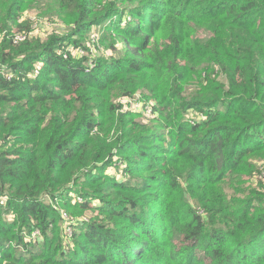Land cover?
Masks as SVG:
<instances>
[{"label": "trees", "instance_id": "1", "mask_svg": "<svg viewBox=\"0 0 264 264\" xmlns=\"http://www.w3.org/2000/svg\"><path fill=\"white\" fill-rule=\"evenodd\" d=\"M0 34V264H264V0H0Z\"/></svg>", "mask_w": 264, "mask_h": 264}, {"label": "rangeland", "instance_id": "2", "mask_svg": "<svg viewBox=\"0 0 264 264\" xmlns=\"http://www.w3.org/2000/svg\"><path fill=\"white\" fill-rule=\"evenodd\" d=\"M29 12H30L31 20H32V22L34 24L33 27H32L33 30L31 32V35L32 36H36V38L39 37L40 35L43 36V38H41L42 39L41 41H45V39L48 38V37L44 36L47 33H51L52 32V34H56V33H59V32L63 33L65 31V27L63 26V24H65V23H62V24L59 23V22L56 23V21L55 22H50V21H48L49 18H41V20H39V23L36 24L35 22H37L36 20H37V18L39 16L37 17V15L34 12H32V11H29ZM46 22H49V24H46ZM89 35H90V37H92V39L95 42H97L98 36H97L96 32L92 31ZM1 41H2V37L0 36V42ZM187 89H193V85L188 86ZM137 94L140 95V94H142V92H138ZM132 99L135 101L136 97H133ZM118 101L122 102L123 99L119 98ZM148 104L150 105V104H152V102L149 101ZM136 106H137V104L134 103L133 104V108H135ZM141 110H142V114H141L142 116H139V118H141V120H140L141 124H143L145 126H148V125H151L153 122L156 121V119L153 116L154 113L152 112V109L150 110L147 106L142 105ZM96 133H97V131H96ZM94 134H95V131H94ZM109 172L112 175L116 176L117 179H119L121 177V174L118 172V170H117L115 165H113L111 167ZM250 178H251V176L248 179H250ZM263 185H264V183H263ZM260 187L261 186H250L249 185V187H246V188H248V189L257 188L258 190H261ZM228 189L229 188L226 189V192L228 193V195H231L232 192H230V190H228ZM64 216H65V218L67 217L66 214H64ZM34 234L37 235L38 233L35 232Z\"/></svg>", "mask_w": 264, "mask_h": 264}, {"label": "built area", "instance_id": "3", "mask_svg": "<svg viewBox=\"0 0 264 264\" xmlns=\"http://www.w3.org/2000/svg\"><path fill=\"white\" fill-rule=\"evenodd\" d=\"M19 38H20V40L22 41V40H24L25 39V36H23V35H20V36H18V37H16V39L17 40H19ZM130 102L132 103V104H134V103H136L137 104V106L134 108V111H137L139 108H141V104H140V102H137V100H130ZM133 106V105H132ZM149 108V107H148ZM150 109V108H149ZM151 110V109H150Z\"/></svg>", "mask_w": 264, "mask_h": 264}]
</instances>
